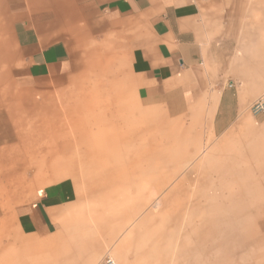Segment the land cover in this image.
Wrapping results in <instances>:
<instances>
[{"label":"crops","instance_id":"0c3cea01","mask_svg":"<svg viewBox=\"0 0 264 264\" xmlns=\"http://www.w3.org/2000/svg\"><path fill=\"white\" fill-rule=\"evenodd\" d=\"M264 0H0V264H264Z\"/></svg>","mask_w":264,"mask_h":264},{"label":"built area","instance_id":"2783aa9c","mask_svg":"<svg viewBox=\"0 0 264 264\" xmlns=\"http://www.w3.org/2000/svg\"><path fill=\"white\" fill-rule=\"evenodd\" d=\"M250 112L253 116H257L258 114L264 111V96L256 99L250 106ZM100 264H117L114 259L107 256L102 260Z\"/></svg>","mask_w":264,"mask_h":264}]
</instances>
